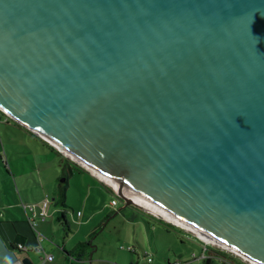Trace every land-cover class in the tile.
<instances>
[{
  "label": "water",
  "instance_id": "water-1",
  "mask_svg": "<svg viewBox=\"0 0 264 264\" xmlns=\"http://www.w3.org/2000/svg\"><path fill=\"white\" fill-rule=\"evenodd\" d=\"M0 109L264 264V0H0Z\"/></svg>",
  "mask_w": 264,
  "mask_h": 264
},
{
  "label": "rangeland",
  "instance_id": "rangeland-1",
  "mask_svg": "<svg viewBox=\"0 0 264 264\" xmlns=\"http://www.w3.org/2000/svg\"><path fill=\"white\" fill-rule=\"evenodd\" d=\"M27 130H24L13 119L7 118L2 112L0 113V199L2 198L5 201V205L8 204V199L15 203L16 198L20 202L21 197L24 198L25 201H23L27 204H38L36 200L39 191H43L45 188L50 192L49 194H54L55 189L68 180L67 205L70 207L66 210L68 218L73 222L72 219L75 217V213L81 211L83 207L87 208L86 214H84L87 217L85 220L89 219L91 224L86 229L96 228L97 230V234L90 240L92 243L94 242V246H99V253L106 259L111 258L110 256L113 253H121L123 255L127 254L129 262L133 260V264H148L147 260L149 258H153L155 262L158 261L159 259L151 250L149 242L144 251L135 242L139 228L143 229L146 239L151 240V237L148 236L146 222L153 224L154 229L167 230L168 228L170 233L175 235L173 241L170 236L162 235L157 229L155 238L159 244L171 245L175 251L188 249V251L200 253L201 250L198 246H201V244L191 234L135 207L123 208V203L113 194L110 187L101 183L89 172L80 169L79 166L66 159L62 154H57V152L51 150L47 142L29 130L32 135ZM16 151L21 152L20 161H15V159L12 161L13 154ZM7 160H9L13 171L15 170L14 174L17 176V182L13 177V173L9 175L6 165L2 163V161L6 162ZM35 167L38 168L37 174ZM69 168L73 169L72 174ZM24 170L28 173L25 182L19 176L24 173ZM33 171L38 183L33 178ZM44 197L45 195H43ZM113 199L118 202L115 208L110 205ZM60 204L57 207L51 206L50 208V212L56 214L55 222L62 216V206ZM9 208L7 210L23 218L19 211L21 207L17 209L15 206H10ZM136 221L138 223H134ZM72 232L73 234L78 232L77 225L72 224ZM124 235H127L132 243L126 240ZM216 249L221 251L219 248ZM144 252L148 257H145ZM171 254L176 253L171 251ZM226 254L232 256V254Z\"/></svg>",
  "mask_w": 264,
  "mask_h": 264
},
{
  "label": "crops",
  "instance_id": "crops-1",
  "mask_svg": "<svg viewBox=\"0 0 264 264\" xmlns=\"http://www.w3.org/2000/svg\"><path fill=\"white\" fill-rule=\"evenodd\" d=\"M22 128L27 130L24 127ZM27 131L31 133L29 130ZM51 150L53 149L51 148ZM20 154L21 152L16 151L13 154L12 161L14 159L15 161H20ZM57 154L59 153L57 152ZM2 163L6 165L9 175H12L13 173V177L17 182V176L14 174L15 170L13 171L11 165L9 164V160L6 162L2 161ZM34 169L37 174L38 168L35 167ZM69 170L72 174L73 169L69 168ZM27 175L28 173L24 170V173L19 176L22 178L23 182H25ZM32 175L35 182L38 183L34 171ZM68 183V180H66L65 184H61L60 187H57L54 194H49L50 192H48L45 188L43 191H39V196L36 200L37 203H40L46 196H49L50 199L52 198L51 206L57 207L60 203L62 206V216L57 219V222H55L56 214H54V212H50V218L46 221L38 220L36 228L37 232L44 237L41 241L43 251L39 252H36V248L39 244L37 238L38 236L27 222L26 215L19 206L21 201H25L24 198L21 197L20 202L18 201V198H16L15 203H12L11 200L8 199V204L6 205L4 204L5 201L2 198L0 199V264H22L21 260L24 258H29L34 264H133V260L129 262L127 254L123 255L121 253H113L110 256L111 258L106 259L99 253V246H94V242L92 243L90 240L97 234L96 228H92L90 230L86 229L91 224L89 219L85 220L87 218L84 215L86 214V207H83L81 211L79 210L75 213V217L72 219L73 222L70 221L66 211L67 209H70L67 205ZM63 187H65V199L62 202L61 193ZM43 195H45L44 198ZM64 204L65 206H63ZM10 206H15L17 209L20 208L19 211L23 215V218H20L10 212V210H7L10 209ZM134 223H138V221ZM72 224L78 226V232L75 234L72 232ZM146 228L148 236L151 237V240H147L143 229L139 228L136 234L135 242L139 247H141L142 251H144L145 246H147L149 242L151 250L159 259L155 262V260L151 258L152 264H225L221 261L222 259H232L237 264H244L238 259L229 256L225 252L219 251L214 247H207V249H205L204 244L197 239L196 240L201 244V246H198L201 250L200 253L188 251V249H179L175 251L171 245L159 244L158 240L155 238V231L158 229L162 235L166 234L174 241L175 235L171 234L168 228L167 230L159 228L154 229L155 226L148 222H146ZM124 237L126 240L131 242V239H128L127 235H124ZM82 243H89L90 246L88 248H80V244ZM19 244L26 246L29 250L27 252L19 250L17 247ZM171 251L176 254L172 255ZM144 255L145 257H148L146 252H144ZM46 256H53V260H46Z\"/></svg>",
  "mask_w": 264,
  "mask_h": 264
},
{
  "label": "built area",
  "instance_id": "built-area-1",
  "mask_svg": "<svg viewBox=\"0 0 264 264\" xmlns=\"http://www.w3.org/2000/svg\"><path fill=\"white\" fill-rule=\"evenodd\" d=\"M0 111L6 115L7 118H11L6 112H4L3 110L0 109ZM12 119V118H11ZM19 124V123H18ZM20 125V124H19ZM22 126V125H21ZM23 127V126H22ZM25 128V127H24ZM57 150V149H56ZM58 151V150H57ZM60 154H62L66 159L72 161L67 155L61 153L60 151H58ZM73 162V161H72ZM74 163V162H73ZM89 172L92 176H94L95 178H97L101 183L103 184H106L108 187H110V189L112 190L113 194L115 196H117V190L118 189H115L113 187H111L110 185H108L107 183H105L104 181H102L99 177L95 176L92 172H90L89 170L87 171ZM118 197V196H117ZM117 204L118 202L116 200H112L111 201V207L112 208H115L117 207ZM51 199L49 198V196H46L43 201H41L40 203L38 204H27V203H24V202H20V207L22 208V210L24 211L25 215H26V218H27V222L29 223V225L31 226V228L33 229V231L37 234V238H38V246L36 248L37 251H43V247H42V244H41V241L44 239V237H42V235L40 233L37 232V224H38V220H41V221H46L47 219L50 218V208H51ZM152 215L153 217H157L156 215L154 214H150ZM80 216V215H79ZM81 218V217H80ZM159 218V217H158ZM160 219V218H159ZM164 220V219H163ZM166 223H168L169 225L171 226H174L176 228H179L180 230L184 231V232H188L186 230H184L183 228L177 226V225H174L168 221L165 220ZM189 234H191L193 237H195V239L199 240L201 243L204 244V247L205 249H207V247H214V248H219L221 251L223 252H226V253H229V254H232V256L236 259H238L239 261H241L242 263L244 264H254L248 260H246L245 258L235 254V253H232L230 251H227L223 248H220L218 246H214L212 244H207L206 242L202 241L200 238H198L196 235L188 232ZM18 249L21 250V251H28L29 249L22 245V244H19L18 246ZM131 251V250H130ZM46 260H49V261H52L53 260V256H46ZM222 262H224L225 264H237L236 262H234L232 259H222L221 260ZM147 262L150 264L152 263V259L149 258L147 260Z\"/></svg>",
  "mask_w": 264,
  "mask_h": 264
},
{
  "label": "bare ground",
  "instance_id": "bare-ground-1",
  "mask_svg": "<svg viewBox=\"0 0 264 264\" xmlns=\"http://www.w3.org/2000/svg\"><path fill=\"white\" fill-rule=\"evenodd\" d=\"M63 153L65 155H67L70 159L76 160L78 161V163H80L81 165H83L85 168H87L90 172H92L95 176L99 177L102 181H104L105 183H107L108 185H110L111 187L118 189V190H123L126 192V189L116 180H114L113 178L101 173L100 171H98L97 169H94L92 167H90L89 165H87L86 163L78 160L77 158L73 157L72 155L68 154L66 151H63ZM131 197H133L136 202L142 206H144L145 208H147L152 214L156 215L157 217L164 219L174 225H177L181 228H183L184 230L196 235L198 238H200L202 241L206 242L207 244H212L214 246H218L220 248H223L227 251H230L232 253H235L243 258H245L246 260L256 264L257 262L254 261L253 259H251L250 257H247L243 254L238 253L237 251L231 249L230 247L226 246L225 244H223L222 242H220L219 240H217L216 238L212 237L211 235L205 233L204 231H202L201 229H198L180 219H178L177 217L171 215L170 213H168L167 211L161 209L159 206H157L156 204L147 201L146 199L138 196L136 197V195H132Z\"/></svg>",
  "mask_w": 264,
  "mask_h": 264
},
{
  "label": "trees",
  "instance_id": "trees-1",
  "mask_svg": "<svg viewBox=\"0 0 264 264\" xmlns=\"http://www.w3.org/2000/svg\"><path fill=\"white\" fill-rule=\"evenodd\" d=\"M0 113H1V111H0ZM49 145V144H48ZM49 147H51L53 150H55V151H57L54 147H52L51 145L49 146ZM58 152V151H57ZM59 153V152H58ZM80 168V167H79ZM81 169V168H80ZM83 170V169H82ZM61 198H62V202H63V200L65 199V187H63V190H62V193H61ZM63 204V203H62ZM63 206H65V204L63 205ZM90 246V244L89 243H82V244H80V248H87V247H89Z\"/></svg>",
  "mask_w": 264,
  "mask_h": 264
}]
</instances>
